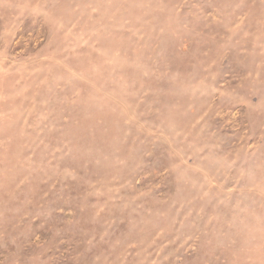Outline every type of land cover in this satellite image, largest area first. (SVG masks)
<instances>
[{
    "label": "rangeland",
    "instance_id": "374dc122",
    "mask_svg": "<svg viewBox=\"0 0 264 264\" xmlns=\"http://www.w3.org/2000/svg\"><path fill=\"white\" fill-rule=\"evenodd\" d=\"M0 264H264V0H0Z\"/></svg>",
    "mask_w": 264,
    "mask_h": 264
}]
</instances>
